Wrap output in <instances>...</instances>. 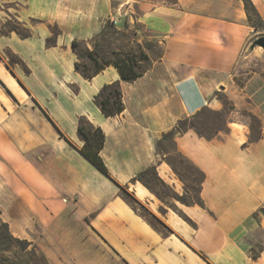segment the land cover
Listing matches in <instances>:
<instances>
[{"label":"crops","instance_id":"1","mask_svg":"<svg viewBox=\"0 0 264 264\" xmlns=\"http://www.w3.org/2000/svg\"><path fill=\"white\" fill-rule=\"evenodd\" d=\"M252 2L264 22V0ZM6 18L32 34L0 35V182L19 200L22 228H37L29 240L51 264H264V49L247 50L259 33L242 0H0ZM107 20L162 47L143 75L121 80L124 109L112 117L92 98L118 71L110 65L85 79L70 48ZM51 27L56 45L47 47ZM217 91L233 105L224 128L211 139L192 130L175 137L204 173L202 205H168L131 181L155 165L173 182L155 141L179 118L220 109ZM80 115L104 132L110 177L78 152Z\"/></svg>","mask_w":264,"mask_h":264},{"label":"trees","instance_id":"2","mask_svg":"<svg viewBox=\"0 0 264 264\" xmlns=\"http://www.w3.org/2000/svg\"><path fill=\"white\" fill-rule=\"evenodd\" d=\"M242 2L249 25L255 30L259 26L264 25L252 0H242ZM163 3L172 5L176 3V0H163ZM15 23L16 25L9 26L7 30H0V35L14 31L21 38L31 36L32 33L28 27L18 21H15ZM51 32L52 34L45 39V45L47 47L56 45L55 35L58 29L51 27ZM116 35L119 37H115ZM120 38L124 39L122 43L115 44L113 39L115 41H121ZM70 48L76 56L74 70L85 79H91L94 75L100 73L110 65L118 71L120 79L103 84L92 98L94 105L105 117L116 116L124 109L121 80L132 82L143 75L150 68L152 57L160 56L162 53V47L158 42L148 40L140 42L137 40L135 29L126 27L119 30L110 20L105 21L99 32L94 34L88 41L74 38L71 41ZM18 62L27 71V68L20 59H18ZM214 95L222 104L221 110L212 111L204 106L189 116L179 118L170 130L162 133L155 141L157 153L164 156V161L179 179L188 175V177L197 182V187H192L194 196L191 199H187L185 196H175L177 200L185 205H202L200 187L204 173L177 150L175 137L188 130H192L199 137L211 139L222 129L216 126L215 120H210L207 116H204L205 113H211L218 118H222L229 108L225 95L220 94L218 91ZM255 121L257 123L253 124L257 127L258 120L256 119ZM76 135L82 141V145L77 148L78 152L100 172L110 177L108 168L100 155L105 140L103 130L99 126L92 124L85 116L80 115L77 117ZM131 181H139L156 197L162 200V194L157 190L156 186H165V183L159 177L155 165H151L138 172L131 178ZM124 191L122 188V195L126 197ZM164 192L162 191V193ZM144 215L149 216L150 213L147 211ZM150 219L152 223H155L156 218L154 216L150 215ZM13 242L17 243L22 251L31 246L29 252L35 258H43L46 260V257L36 245L31 244L26 239H20L10 234L7 224L0 220V244L10 245ZM7 247L3 248V250H6ZM253 257H255V254H253Z\"/></svg>","mask_w":264,"mask_h":264},{"label":"rangeland","instance_id":"3","mask_svg":"<svg viewBox=\"0 0 264 264\" xmlns=\"http://www.w3.org/2000/svg\"><path fill=\"white\" fill-rule=\"evenodd\" d=\"M153 1L161 2L163 0H153ZM15 21L16 20H14L13 18H6V20L5 19L1 20L0 30H7L9 26L16 25ZM256 32L259 33L257 36L264 35V25L259 26L256 29ZM115 37H119V36L116 35ZM120 40L121 41H115V39H113L115 44H121L124 39L120 38ZM145 40H148V39H142L140 40V42H144ZM148 41H152V40H148ZM7 53L9 56V61L19 63L17 57H15L9 52ZM243 78H244V75L235 77L236 83H240V81ZM218 92L220 94L225 95L221 91H218ZM225 97L228 100L229 108L227 109V111L225 112V115L222 118H218L217 116L211 113H205L204 115V116H207V118L210 120H215L216 126L221 127V128H224L227 115L230 113V111L233 108V105L228 99V97L226 95ZM208 108L212 111H218L222 109V107L220 109H213L211 107H208ZM240 113L244 120H250L252 123H255V124L257 123L255 120L256 119L258 120V118H256L254 115H252L247 110L242 109ZM187 174L189 173L187 172ZM162 180L164 181L165 186L158 185L156 186V188L162 194V200H160L158 197L157 198L163 203H166L168 205H172L173 202L181 203L179 200L175 198V196H185L187 199H191L194 196L192 187H197V182H195L192 178L188 177V175H185L182 177V179H179L173 172L172 173V180H173L172 183L169 180H164V179ZM162 191H165V192L162 193ZM124 195L128 199H132V196L129 192H124ZM0 196H1L0 198V220L7 224L8 232L15 237H18L20 239H26L28 241H30L29 240L30 237H34V238L38 237L39 233L36 227H33L32 229H27V227L22 228V224L19 221L20 205L18 202L16 203V201H19V200L15 198V194L12 192L11 189H7L6 187H4L3 182H0ZM141 210L143 213H147V210L145 208H141ZM154 222L157 223L156 220ZM33 245H36V244L33 243ZM6 246H8L7 249L3 250V248H6ZM30 247L22 251L20 249V246L15 242L11 243L10 245L0 244V264H51L47 258L46 260L43 258H35V256H33L29 252Z\"/></svg>","mask_w":264,"mask_h":264},{"label":"water","instance_id":"4","mask_svg":"<svg viewBox=\"0 0 264 264\" xmlns=\"http://www.w3.org/2000/svg\"><path fill=\"white\" fill-rule=\"evenodd\" d=\"M255 47H260L264 49V35H259L255 37L248 45L247 50L251 51ZM262 215L264 216V212H262Z\"/></svg>","mask_w":264,"mask_h":264},{"label":"built area","instance_id":"5","mask_svg":"<svg viewBox=\"0 0 264 264\" xmlns=\"http://www.w3.org/2000/svg\"><path fill=\"white\" fill-rule=\"evenodd\" d=\"M113 24H115V21L113 20V21H111Z\"/></svg>","mask_w":264,"mask_h":264}]
</instances>
